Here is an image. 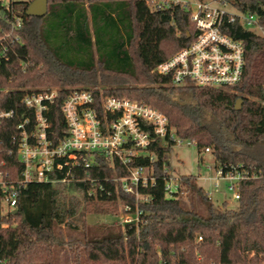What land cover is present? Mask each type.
I'll return each mask as SVG.
<instances>
[{
  "label": "trees",
  "instance_id": "obj_1",
  "mask_svg": "<svg viewBox=\"0 0 264 264\" xmlns=\"http://www.w3.org/2000/svg\"><path fill=\"white\" fill-rule=\"evenodd\" d=\"M31 1L15 4L24 17L15 50L26 67L15 56L0 66V108L20 113L27 92L56 88L59 99L51 120L61 135L63 98L74 89L98 85L104 95L153 105L177 136L196 141L200 161L209 148L216 166L243 170L250 178L239 182L235 208L227 201L215 206L195 175L182 176L183 193L168 197L172 145L155 136L130 163L151 167L155 177L154 183L140 185V194L150 199L140 202L139 225L85 223L88 213L116 214L120 204L136 202L111 180L129 171L114 170L99 158V166L76 171L77 177L89 174L94 182H31L19 190L17 213L0 214V264H264V36L239 23L228 25L227 31L243 41L246 60L243 79L232 88L174 86L155 68L193 39L188 11L177 6L151 10L147 0H50L52 11L46 15L54 20L45 34L47 16L26 14ZM214 1L257 15L264 28V0ZM3 9L0 4V25L6 24ZM73 45L88 60L71 61L58 53ZM95 96L100 98L99 90ZM239 97L243 104L237 110ZM8 124L0 128L6 141L13 133ZM18 172L13 169L11 177L18 178ZM61 225L68 227L70 241L64 240Z\"/></svg>",
  "mask_w": 264,
  "mask_h": 264
},
{
  "label": "built area",
  "instance_id": "obj_2",
  "mask_svg": "<svg viewBox=\"0 0 264 264\" xmlns=\"http://www.w3.org/2000/svg\"><path fill=\"white\" fill-rule=\"evenodd\" d=\"M26 1L29 0H11L6 4L0 0L6 22L0 25V66L11 62L15 56L20 65L26 67L24 58L15 50L24 28L23 10L15 4ZM90 1L99 0H85L86 3ZM147 3L151 10L177 6L188 11L196 30L193 39L159 63L155 72L168 77L174 86L192 84L228 89L242 81L246 64L244 43L227 31L228 25L239 23L264 36L257 15L244 13L229 2L214 0H147ZM231 7L238 12L229 10ZM96 90L100 91V98H96ZM58 99V89H40L27 92L21 98L23 108L20 113L15 109L0 108V128L8 123L13 128L8 141L0 138V214L7 215L16 210L19 190L31 182H94L89 174L77 177L76 171L99 166L101 158L114 170L122 167L129 171L123 176L114 174L111 180L136 199L134 204L119 205L120 223L139 225L140 202L150 199L141 195L139 188L154 183L155 177L151 167H131V161L145 152L155 136L170 142L172 148L182 143L197 147L196 141L177 136L168 117L153 105L104 95L100 88L74 89L63 98L61 113L65 128L58 135L51 120L53 105ZM14 119L17 121L12 125ZM205 152L210 149L206 148ZM9 157L15 158L16 162ZM18 168V178H12L13 169ZM206 168L215 172L214 179L226 181L234 200L240 199L238 184L250 178L249 173L240 169L224 171L215 163ZM165 181L168 197L183 193L181 177H172L168 171ZM215 186L218 187L217 182ZM100 188L104 189L102 185ZM208 194L210 196V192Z\"/></svg>",
  "mask_w": 264,
  "mask_h": 264
},
{
  "label": "rangeland",
  "instance_id": "obj_3",
  "mask_svg": "<svg viewBox=\"0 0 264 264\" xmlns=\"http://www.w3.org/2000/svg\"><path fill=\"white\" fill-rule=\"evenodd\" d=\"M4 3L8 4L11 0H2ZM21 1V0H13ZM214 5H218L214 3ZM228 9V8H227ZM48 10L52 11V4L49 0ZM229 10L237 13L238 10L234 7L229 8ZM44 19V33L47 34L51 31L54 16L48 14ZM57 45V44H56ZM82 48L79 49L76 45L72 48L64 47L58 51L61 55H66V57L71 61H86L88 60V55L81 54ZM99 67V66H98ZM87 88H101L100 86H90ZM241 98V97H239ZM243 104V103H242ZM215 158L211 152H203V160L200 161V155L196 146H188L185 143L177 144L171 148L169 153V171L172 177L182 178L184 175H195L197 178V183L202 186L207 192H210V196L213 200L215 206L221 205L224 201L228 202V206L235 208L237 201L231 196V192L227 189V183L223 179H214L215 172L209 171L206 165H214ZM218 183V187L215 183ZM69 187V185H67ZM121 213H88L84 216V221L88 226H99V225H121ZM60 230L63 234V238L66 241H70L71 236H69V229L65 225H61ZM75 233V234H74ZM74 235H79L80 232L75 231ZM69 258H72V256ZM74 260H57V264H73Z\"/></svg>",
  "mask_w": 264,
  "mask_h": 264
},
{
  "label": "water",
  "instance_id": "obj_4",
  "mask_svg": "<svg viewBox=\"0 0 264 264\" xmlns=\"http://www.w3.org/2000/svg\"><path fill=\"white\" fill-rule=\"evenodd\" d=\"M48 3L49 0H32L29 4L26 14L28 16H35V17H43L48 13ZM191 34L188 32L187 37H190ZM243 103L242 98H238L236 101L235 108L237 110L241 109ZM13 213H17V211H13Z\"/></svg>",
  "mask_w": 264,
  "mask_h": 264
}]
</instances>
